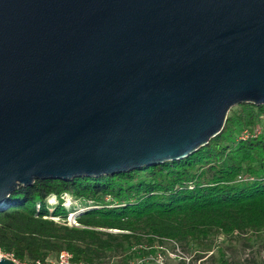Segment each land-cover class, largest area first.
Returning <instances> with one entry per match:
<instances>
[{
	"label": "water",
	"instance_id": "obj_1",
	"mask_svg": "<svg viewBox=\"0 0 264 264\" xmlns=\"http://www.w3.org/2000/svg\"><path fill=\"white\" fill-rule=\"evenodd\" d=\"M240 104L264 108V0H0V211L183 160Z\"/></svg>",
	"mask_w": 264,
	"mask_h": 264
},
{
	"label": "trees",
	"instance_id": "obj_2",
	"mask_svg": "<svg viewBox=\"0 0 264 264\" xmlns=\"http://www.w3.org/2000/svg\"><path fill=\"white\" fill-rule=\"evenodd\" d=\"M65 197L73 202L68 208ZM6 204L0 251L18 260L66 251L76 262L104 264L114 255L126 264L133 244L168 240L196 259L212 253L207 264L209 240L264 233V108L235 106L221 133L183 160L98 178L36 180ZM80 211L77 226L66 225L67 214Z\"/></svg>",
	"mask_w": 264,
	"mask_h": 264
},
{
	"label": "built area",
	"instance_id": "obj_3",
	"mask_svg": "<svg viewBox=\"0 0 264 264\" xmlns=\"http://www.w3.org/2000/svg\"><path fill=\"white\" fill-rule=\"evenodd\" d=\"M256 132L243 131L240 139L246 140L251 136L250 134H255ZM71 219L69 216L66 225L76 227L77 224L74 218ZM167 245H169V248L166 247ZM211 254L209 253L203 258L196 259L197 254L195 252L185 251L175 241L164 240L161 243L154 242L152 245L146 243L133 244L129 248L128 255L130 258L126 264H204ZM1 259L8 260L13 264H86L82 261H74L72 255L66 251L48 254L46 257L37 260H18L12 254H5L0 251Z\"/></svg>",
	"mask_w": 264,
	"mask_h": 264
},
{
	"label": "rangeland",
	"instance_id": "obj_4",
	"mask_svg": "<svg viewBox=\"0 0 264 264\" xmlns=\"http://www.w3.org/2000/svg\"><path fill=\"white\" fill-rule=\"evenodd\" d=\"M234 109L235 107L231 110ZM259 132H261L260 128L255 134H250L249 138L256 137ZM48 204H55V200L50 198ZM72 204L73 202L65 197L64 206L68 208ZM81 212L83 211L67 214L65 221H68L69 216L73 219ZM54 220L60 222V218ZM208 244L212 248L210 251L213 252V256L207 264H223L222 261L226 262V264H264V233L247 237L234 235L225 237L221 235L209 240ZM166 247L169 248V245ZM189 247L192 250H198L192 245ZM122 258L121 256L114 257V255H111L104 264H124V262L118 263Z\"/></svg>",
	"mask_w": 264,
	"mask_h": 264
}]
</instances>
